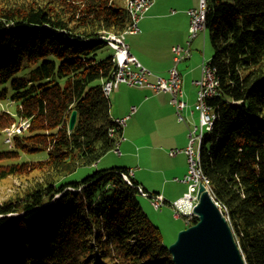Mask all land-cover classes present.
I'll list each match as a JSON object with an SVG mask.
<instances>
[{
	"label": "trees",
	"instance_id": "16d2710c",
	"mask_svg": "<svg viewBox=\"0 0 264 264\" xmlns=\"http://www.w3.org/2000/svg\"><path fill=\"white\" fill-rule=\"evenodd\" d=\"M208 3L219 93L207 99L215 118L200 144V168L247 264H264V0ZM130 20L126 0H0V85L10 83L19 102L16 113L0 111V133L30 122L0 151L8 161L0 179L40 174L0 202V264H174L141 205L140 183L124 176L130 169L60 181L116 145L103 90L116 63L98 53L108 46L103 36L123 32ZM7 97L0 88V99ZM24 152L46 156L21 160Z\"/></svg>",
	"mask_w": 264,
	"mask_h": 264
},
{
	"label": "crops",
	"instance_id": "0c3cea01",
	"mask_svg": "<svg viewBox=\"0 0 264 264\" xmlns=\"http://www.w3.org/2000/svg\"><path fill=\"white\" fill-rule=\"evenodd\" d=\"M154 6H151L139 20V24L143 22L141 25L140 33L142 32V30L143 33L146 32V27L150 28L152 26L153 19L161 16H167L172 24H174L175 28H178V32L176 34H178L179 37H177L176 41L181 45H186L188 41L190 25V16L188 14V10L199 6L197 5V0H191L189 4L184 7L185 9L182 12L184 13V15H178L179 11L176 9H171V11H168V8H166L164 6V3L160 1L159 7L157 6L155 9H152L154 8ZM146 21H149L147 25ZM140 33L129 34H137V36H140ZM207 36V31L206 35L203 34L202 37H200L199 34L191 43V57L186 59L187 61H184L186 62L185 65L181 66V63L183 61L178 65L179 72L182 77V85L185 92L184 100L186 102V106L181 112L184 116V119L181 120L179 118L178 110L172 102L171 95L166 91H156L152 86L138 87L141 95L134 99L130 94V89L126 87V83H121L117 89L113 90L112 93L114 101L119 102L120 100H125V106L122 110L116 111H114L112 108V111L110 110L111 116L113 118H123L127 115H130L121 131V134L123 136V140H121L119 144L122 153L121 155L131 154V157L134 156V165H138L137 167L139 168V170L133 168L134 166L132 165H125L122 162L118 164H120V167H127L128 169L133 171L135 180L140 183V185L144 189L153 193H161L165 197L166 203H171V205V200H177L181 196L177 198L174 197L176 194L175 191L168 193L169 189L167 188V185H170L172 187L173 182H179L181 184L178 185L179 187L186 185L184 179L178 181L177 177L183 176L185 178L188 170H185L178 165L169 166L167 170L172 174H168L170 176L166 178L164 192L148 188L151 187L152 180L146 178V175H138V172L141 171L142 167H145V169L149 171L148 161L156 162L159 159V155L155 151L150 150L154 147L156 148L162 147V145H168L171 146V149H174L173 145H180L181 147H183L182 149H185L184 147L187 148V145L189 143L190 128L200 123V113L195 108L198 93V85L195 81H197L201 77V66L200 61L197 60L198 56L197 58H195L194 44L195 40L197 38H200L199 46L205 48ZM128 45L130 46L132 54L136 56V58L143 65H145L147 68H153L155 70L156 74H153L149 77L150 83H154L158 75L163 77H167L169 75V71L173 65L172 48L174 45H177L175 44V41L172 45L170 44L168 46V55L165 58L160 55V52L158 50H154L152 51V53H146L145 51H139L138 53H136L135 48L132 46L131 42ZM211 57H209L208 59H211ZM188 63L190 64V66ZM133 105H135L137 109L134 113L131 114V107ZM157 143H160V145H156ZM97 163L100 164V161H98ZM105 165L109 167V165L111 164ZM173 176H175L174 181L171 178Z\"/></svg>",
	"mask_w": 264,
	"mask_h": 264
},
{
	"label": "rangeland",
	"instance_id": "374dc122",
	"mask_svg": "<svg viewBox=\"0 0 264 264\" xmlns=\"http://www.w3.org/2000/svg\"><path fill=\"white\" fill-rule=\"evenodd\" d=\"M159 1L164 3V6L168 8V11H171V9H176L179 11L178 15H184L182 13L184 11V7L189 4L191 0H154V3L152 6H154L155 9L157 6L159 7ZM199 1L197 0V5ZM198 7V6H197ZM186 11V10H185ZM170 15V14H169ZM149 21H146V25L148 24ZM153 24L150 28L146 27V32L140 33L141 31V25L143 22L139 24V31L137 33H140V36L131 35L129 32H127L125 35V40L128 42V44H132V46L135 48V52L138 53L140 52H146V53H152L154 50H158L160 52V55L165 58L168 55V46L173 44L175 41V44H180L176 41L178 34V28H175L174 24L170 21V19L167 16H161L158 18H155L152 20ZM118 35L117 33H111ZM203 32L200 33V37H202ZM206 35V33H205ZM199 39L197 38L195 40L194 44V53H195V58H197L198 61H200V66L202 64V61L204 59H208L213 55L214 49L211 44V42L208 39L207 36V42H206V47L202 48L199 46ZM114 54V49L112 47L105 46L99 53L98 57L99 58H104L106 56ZM187 61V60H184ZM182 62V65H185L186 62ZM189 64V63H188ZM190 66V64H189ZM30 68H25L21 70L19 75H25L27 70ZM152 71L153 74H156L155 70L153 68H148ZM126 87H128L130 90V94L132 98L136 99L139 97L140 91L138 90L139 86L135 85H129L125 84ZM2 87H7L8 88V97L5 99H0V111L1 110H8L12 113H16L18 110L19 102L18 101H13L11 100V97L13 95V89L11 87L10 83H7L5 85H0V88ZM140 89V88H139ZM113 91L109 93L112 107L114 111L116 110H122L125 106V100H120L119 102L114 101V97L112 95ZM150 129V128H148ZM207 129V128H206ZM8 137L6 132H1L0 133V151L2 150H7L11 148V143L6 141V138ZM123 140V136L120 133V142ZM156 145H160V143H157ZM189 145V143H188ZM187 145V146H188ZM173 148H183L180 145H173ZM186 148V147H184ZM195 148H197V144H195ZM170 149L171 146L168 145H162V147H154L150 150L155 151L159 155V159L156 162H150L148 161V166H149V171L145 169V167H142L141 171L138 172V175H146V178L151 179V188L156 191L164 192V185L166 182V178L169 177L172 174L169 172L167 169L171 165H178L184 168L185 170H188L189 166V157L188 154L185 151H182L181 153L177 155H170ZM121 152V149H120ZM122 153H117L115 152L114 148L107 152L100 161V164L97 162L91 164V165H86V166H81L77 168L75 171H73L70 174H67L61 178V182H77V181H82L86 177L94 174L98 170H105L108 168H114V167H120V162L124 163L125 165H132L134 166L136 170L139 168L137 167L138 165L135 164V157L132 156L131 154L129 155H121ZM46 156V153L44 152H37V153H23L21 156V160H32V159H41ZM2 162H8V161H0ZM127 162V163H125ZM116 163V164H115ZM105 164H111L106 166ZM133 172V171H132ZM38 171H33L32 173H25L20 176L17 175H9L5 178L0 179V202L3 201L6 198H9L12 196L17 190L25 187L31 179L37 177L38 178ZM40 175V174H39ZM177 176V175H175ZM175 176L171 177L172 180L174 181ZM178 181L183 180V176L177 177ZM178 185H181L179 182L174 183L173 186L171 187L170 185H167V188L169 189L168 193L175 191L176 194L174 197H179L182 196L187 190H188V182H186V185L179 187ZM59 196V195H58ZM147 197V196H146ZM144 195L139 196V200L141 202V205L143 206L144 211L146 214L149 216L151 221L157 225L163 235V240L166 245L172 244L177 236L178 233L187 228L189 224V220L183 216L176 217L175 216V209L171 205V203H166L162 206L161 209H156L154 205L152 204V201L149 197L146 198ZM171 200V199H169ZM175 201V200H174ZM171 200V202H174ZM229 219V218H228Z\"/></svg>",
	"mask_w": 264,
	"mask_h": 264
},
{
	"label": "built area",
	"instance_id": "2783aa9c",
	"mask_svg": "<svg viewBox=\"0 0 264 264\" xmlns=\"http://www.w3.org/2000/svg\"><path fill=\"white\" fill-rule=\"evenodd\" d=\"M209 0H199V6L188 10L190 16L189 36L186 45L177 44L172 48L173 51V65L169 71L167 77L157 76L154 83H150L149 77L153 75L152 71L143 65L134 56L130 50V46L125 41V35H121L119 39H110V42L115 43L116 57H118V71L117 81L118 86L121 83H127L129 85H135L139 87L152 86L156 91H166L170 93L172 102L178 110L179 118L182 120V110L186 106L184 100L185 92L182 85V77L179 72L178 65L182 61L188 59L192 55L191 43L201 33L205 35V25L207 19V12L209 10ZM154 0H126V4H130L131 9H135L136 26L130 33H137L139 31V20L144 13L153 5ZM198 85L197 101L195 108L200 113V123L194 125L189 131V145L187 148H174L170 150L171 155H175L181 151H185L188 154L189 169L185 175L184 181L189 183L188 190L177 200L172 203L175 209L176 217L184 216L188 219L192 218V206H195L198 202L197 189L200 182L198 169L194 166L193 153L195 149V142L197 136L209 125V115L212 114V108L208 104V98L213 96V68L208 64V60L204 59L201 64V77L195 81ZM107 82L104 84L106 85ZM137 107L133 105L131 107V114L136 111ZM130 117L127 115L120 118L121 121H125ZM30 126L28 119L21 120L18 124H14L13 132H6L8 135V141H12V137L16 133H21ZM119 128H111L110 134L113 136L114 132H117ZM116 152L120 153V149ZM125 178L128 182L130 176H133V172L130 170L129 175L125 174ZM139 190L142 195L151 199L152 204L156 209H161L166 203L165 197L161 194H151L144 190L139 185Z\"/></svg>",
	"mask_w": 264,
	"mask_h": 264
},
{
	"label": "water",
	"instance_id": "95a60500",
	"mask_svg": "<svg viewBox=\"0 0 264 264\" xmlns=\"http://www.w3.org/2000/svg\"><path fill=\"white\" fill-rule=\"evenodd\" d=\"M77 110L69 119L74 129ZM198 202L194 207L196 222L178 233L168 246L174 264H247L232 225L207 185L200 181Z\"/></svg>",
	"mask_w": 264,
	"mask_h": 264
},
{
	"label": "bare ground",
	"instance_id": "6f19581e",
	"mask_svg": "<svg viewBox=\"0 0 264 264\" xmlns=\"http://www.w3.org/2000/svg\"><path fill=\"white\" fill-rule=\"evenodd\" d=\"M126 5H127L128 9H129L130 18H131L130 23L127 26V28L123 32L118 33V35L107 33V34H105L103 36L105 38V40L107 41V44L114 49L113 58H114V62L116 63V70L113 72V76L109 80L106 81L107 82L106 85L105 84L103 85V90H104L106 95H109V93L111 91H113V90L118 88V81H117V75H116L117 71H118V57H116L115 43L114 42H110V39H119V37L121 35H126L127 32L130 33V31L134 30L135 26H136L135 9H131L130 8V4H126ZM206 23H207V19H206ZM206 31H207V27L205 25V33H206ZM208 64H210V60H208ZM212 68H213V85L215 87H219V79H218V77L216 75V70H215L214 67H212ZM218 93H219V89L218 88H213V96L217 95ZM214 118H215V113L212 110V114L209 115V125L206 127L207 129L205 128L202 131V133L197 136V140L195 142V144H197V148L194 149V153H193L194 166L198 169L200 181H203L204 183L205 182L207 183L208 180L203 175V173L201 171V168H200V152H199V148H200V144H201V141H202V138H203V135H204L205 131L210 130L212 128ZM114 121H115V124H116L115 128H123V126L125 125V121H121L120 118H114ZM13 131H14V125H12V127L7 128L5 130V132H13ZM113 136H118V140H117L116 145L114 147V150L116 152L118 149H120V147H119L120 134H118L117 132H114ZM6 141L10 143V141H8V138H6ZM194 207L195 206H192V216L193 217H194V212H193Z\"/></svg>",
	"mask_w": 264,
	"mask_h": 264
}]
</instances>
